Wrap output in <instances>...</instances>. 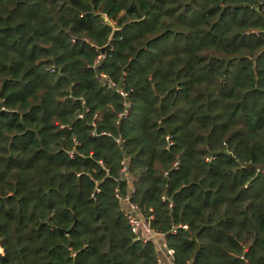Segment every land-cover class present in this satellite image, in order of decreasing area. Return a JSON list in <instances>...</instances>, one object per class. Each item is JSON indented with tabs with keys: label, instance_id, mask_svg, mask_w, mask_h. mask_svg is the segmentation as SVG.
<instances>
[{
	"label": "trees",
	"instance_id": "obj_1",
	"mask_svg": "<svg viewBox=\"0 0 264 264\" xmlns=\"http://www.w3.org/2000/svg\"><path fill=\"white\" fill-rule=\"evenodd\" d=\"M116 190L174 264H264V0H0V264H158Z\"/></svg>",
	"mask_w": 264,
	"mask_h": 264
},
{
	"label": "built area",
	"instance_id": "obj_2",
	"mask_svg": "<svg viewBox=\"0 0 264 264\" xmlns=\"http://www.w3.org/2000/svg\"><path fill=\"white\" fill-rule=\"evenodd\" d=\"M100 79L102 80L103 84L107 86L108 89L113 90L115 93H117L120 97L125 99L124 102V112L119 115L120 118L126 117L128 113V109L130 107V104L127 99V93L124 91V89L117 85L116 83L112 82L109 78L106 77V75L102 74L100 75ZM79 118H82V115H79ZM117 144L120 143V141L117 139L115 140ZM177 163L175 162L173 164V167H175ZM123 175L127 176L126 168L124 167L122 169ZM115 197L119 201L124 218L127 222V225L129 226L130 232L134 236L135 241H140L143 243L152 242L155 246L156 252L159 255V261L158 264H174V250L171 248L165 247L163 244V239L165 237V234H157L151 227H150V221L152 219L151 216L148 218H144L139 210V208L132 203L130 199V194H126L124 196L119 195L118 191H115ZM186 225H173L168 234L175 235L179 230H186ZM246 251V250H245ZM241 259H243L241 257Z\"/></svg>",
	"mask_w": 264,
	"mask_h": 264
},
{
	"label": "water",
	"instance_id": "obj_3",
	"mask_svg": "<svg viewBox=\"0 0 264 264\" xmlns=\"http://www.w3.org/2000/svg\"><path fill=\"white\" fill-rule=\"evenodd\" d=\"M109 25L112 27L111 24H109ZM114 32H115V29L113 28L112 34L110 35L107 44L98 49L101 56H104L106 54V52H108L111 49V41H112Z\"/></svg>",
	"mask_w": 264,
	"mask_h": 264
}]
</instances>
